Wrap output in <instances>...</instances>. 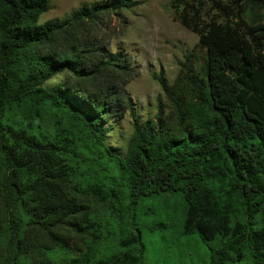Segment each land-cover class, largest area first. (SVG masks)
<instances>
[{
	"label": "trees",
	"instance_id": "obj_1",
	"mask_svg": "<svg viewBox=\"0 0 264 264\" xmlns=\"http://www.w3.org/2000/svg\"><path fill=\"white\" fill-rule=\"evenodd\" d=\"M139 3L40 24L49 0H0V264H144L135 208L175 193L211 264H264V0H171L198 41L146 120L103 36ZM127 111L126 146H108Z\"/></svg>",
	"mask_w": 264,
	"mask_h": 264
},
{
	"label": "rangeland",
	"instance_id": "obj_2",
	"mask_svg": "<svg viewBox=\"0 0 264 264\" xmlns=\"http://www.w3.org/2000/svg\"><path fill=\"white\" fill-rule=\"evenodd\" d=\"M100 1L104 0H49L51 7L41 15L39 23L65 19L80 7ZM170 2L140 0L132 8H123L120 15H107L104 20L103 36L109 37L111 52L124 51L130 56L134 76L127 89L141 120L157 112L158 97L162 94L157 78L160 71L163 69L173 82L180 71L179 62L198 41L197 34L173 19ZM64 79V75H59L52 83ZM110 123L107 145L124 149L132 132L129 112ZM186 209L180 193L140 200L135 208V222L143 233L144 264H211L208 243L197 232H184ZM126 218H130V226L133 220L130 216ZM127 230L121 226L117 233L123 236Z\"/></svg>",
	"mask_w": 264,
	"mask_h": 264
}]
</instances>
